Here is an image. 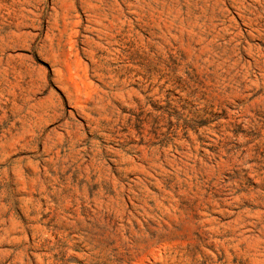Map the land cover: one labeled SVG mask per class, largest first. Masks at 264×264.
<instances>
[{
	"label": "rangeland",
	"instance_id": "374dc122",
	"mask_svg": "<svg viewBox=\"0 0 264 264\" xmlns=\"http://www.w3.org/2000/svg\"><path fill=\"white\" fill-rule=\"evenodd\" d=\"M0 264H264V0H0Z\"/></svg>",
	"mask_w": 264,
	"mask_h": 264
}]
</instances>
